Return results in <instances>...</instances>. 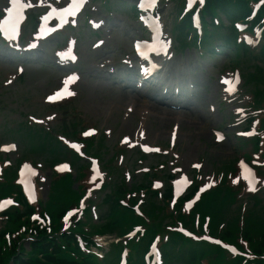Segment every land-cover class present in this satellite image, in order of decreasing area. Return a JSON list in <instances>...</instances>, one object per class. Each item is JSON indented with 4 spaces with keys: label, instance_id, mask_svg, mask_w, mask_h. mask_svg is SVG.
I'll return each instance as SVG.
<instances>
[{
    "label": "rangeland",
    "instance_id": "374dc122",
    "mask_svg": "<svg viewBox=\"0 0 264 264\" xmlns=\"http://www.w3.org/2000/svg\"><path fill=\"white\" fill-rule=\"evenodd\" d=\"M180 1L181 0H174V4L179 5ZM165 2L166 0H163V3ZM103 5L105 8L109 9L106 4ZM171 13L173 18L174 9ZM219 13L220 12H217V14ZM99 15L101 16L102 14L99 13ZM220 15L221 14H219L218 16ZM220 19L223 20V22L225 23L223 17H221ZM170 20L171 19H169V21ZM122 23V25L124 26L125 23ZM118 24L120 25L121 23H116L115 25ZM87 41L88 40H86L85 38L82 41L80 47V51L83 54L81 56L84 67L82 71L85 77V68L88 65H93L92 62L94 61V54H91L89 48L85 49ZM110 45L112 47H119V49L122 50L123 53L130 50V42L124 40L123 37L120 36L116 31L114 32L113 37L110 40ZM192 60L193 58H191V61ZM212 60H215L216 66H220L223 63L226 64L227 62L225 56L223 54H220L219 56H215L213 59L203 58L199 61L198 67L193 70L195 77L198 78L200 83H196L195 85L196 90L194 103H196V105H192L191 108H193L194 111L199 108V112H193L192 114H190L189 111L184 110L186 114L180 116L176 113H173V115H171L164 110H158L154 108L151 110L152 114H145L143 112H138L137 110H134V113L130 112L134 114V117L131 118V114L127 119V124L123 126V123L125 122V120L123 119V113L125 112V109H119L116 111L115 108L117 107L116 104L120 102L125 103L128 101V99H121L123 95H119V92L115 89L111 91L108 88H104V90L101 91L99 87L95 88L93 85L87 83L78 88L79 94L73 99V102L71 104L72 106H76L73 107L74 110H78L79 112H81V114L84 115L85 119L89 118V121L95 123V126L99 129V131L101 130V128H103V130L111 129L110 139L112 140V142L117 140L119 135L126 133L131 134L138 122L141 121L143 116L145 118L144 129L146 131L147 138H149L150 141L153 140V143L156 145L166 147L168 144L169 128L172 124L176 122L179 126L180 131L179 144L177 146L178 154L180 152L179 164L181 166H187L189 165L188 161L194 160L196 157L201 156L205 158L202 163L203 168L205 170L211 171L214 168L215 171L223 170L224 172H226L230 169L229 163H231V167H234V165L236 166L238 158L244 155L245 152L241 150H235L233 138V135L235 133V127H231L229 124L231 122L229 120V110L231 109V106L225 104L222 106L224 108L223 110L215 109L214 112L205 111L210 99L211 101L216 103L217 100L221 98L218 84L217 92L212 90L215 87V80L209 82L210 80L208 79L207 75L208 70L211 69L213 66ZM42 62L44 61H36L37 64H40ZM194 65L195 62L193 60V62L190 64V67ZM241 65H243L244 70L253 71L254 73H256V81L251 80V83L254 87L264 86V82H258L259 77L262 76L264 78V58H246L245 61L241 63ZM258 67L261 68L260 71H258ZM10 69L11 68L2 70V68L0 67V100H2V104H4L5 106L4 109L0 111V142H5L8 140V138L1 133L3 129L2 126L4 123L11 126L12 129H15L21 123V121L26 119V116L19 114V110H22L26 114H32L37 116H44L48 114V111L45 110L42 105V97L46 93L50 92V90L53 88L55 82H51V79L54 77L56 78V76L49 71V68H44L47 70V72L45 73L46 70H42L41 74L37 71L27 70L24 72L22 79L13 80V82L5 85V73L7 70ZM215 70L216 68L214 67L213 71ZM174 71H176L175 62L172 64V69H170V72ZM224 71L225 69H223L221 74H224ZM86 88H88L89 90L85 91ZM14 96L18 97L17 100L20 101V104L18 106L11 104V99H14ZM245 101H247V99H245ZM110 103H113L114 108L112 109V111H108V109H106ZM137 103L144 104L145 102L141 100ZM244 104H246V102ZM57 112H59V110H57ZM210 122H212V125H210ZM56 123L57 122L53 121L51 125H55ZM212 127L220 128L221 130H223L228 136L227 141L222 144H219L218 146L214 145L212 142L213 136L210 135V128ZM20 133L24 134L26 132H19L18 135L12 133V136L17 138L20 137L22 139ZM24 140L25 139L22 140V143H24ZM208 143H210V145H207ZM48 151L49 148L46 145H42L40 153H34V155H37V157H44L48 155ZM9 157L12 159L13 155ZM153 158L161 159L162 157ZM147 161H149V159L145 160V162ZM37 165L39 166V164ZM223 165L224 168H222ZM51 170L52 169L49 167V165L43 164V167L40 168L38 171L39 176H41L43 173L46 176L45 181L40 184V191L43 196L47 193L46 188L50 180ZM0 194H3V191H0ZM63 194L64 191H60L58 196ZM254 213L259 219L264 216V199L263 210L261 208H257ZM255 224L257 227H259L256 221L254 223V220H249L247 222V225L253 229V232L257 233L255 230ZM108 240L109 239L104 241L105 243L102 242L104 247H106L109 243Z\"/></svg>",
    "mask_w": 264,
    "mask_h": 264
},
{
    "label": "snow or ice",
    "instance_id": "6c2138e0",
    "mask_svg": "<svg viewBox=\"0 0 264 264\" xmlns=\"http://www.w3.org/2000/svg\"><path fill=\"white\" fill-rule=\"evenodd\" d=\"M83 0H74V6L76 3H82ZM147 2L151 5V6H155V3H156V0H147ZM201 2H203V0H201ZM192 3V0H189V4ZM11 7L9 9H7L8 13H9V16L11 17L13 13H18V10L20 9H23L25 7V5L23 3L20 2V0H11ZM64 11H67V10H64ZM4 23H7V21H5ZM0 30H3L2 29V26H0ZM146 47H148L146 45ZM152 48V50H157L158 48V45L157 44H153L150 46ZM160 48L163 47V45H159ZM138 48H139V45H138ZM143 54V53H142ZM73 78H69V80H71ZM69 83V81H65V85H67ZM64 93H67L68 95H71L72 93L68 92L67 91V87H65L64 89ZM64 93H61V92H58L56 93V96L55 97H49L50 100L52 99H55L59 96H61L62 94ZM75 147V145H73ZM67 167V166H65ZM11 201H5L4 203H0V208H3L5 206V204H10Z\"/></svg>",
    "mask_w": 264,
    "mask_h": 264
},
{
    "label": "bare ground",
    "instance_id": "6f19581e",
    "mask_svg": "<svg viewBox=\"0 0 264 264\" xmlns=\"http://www.w3.org/2000/svg\"><path fill=\"white\" fill-rule=\"evenodd\" d=\"M143 110H145V109L143 108L141 111H143Z\"/></svg>",
    "mask_w": 264,
    "mask_h": 264
}]
</instances>
